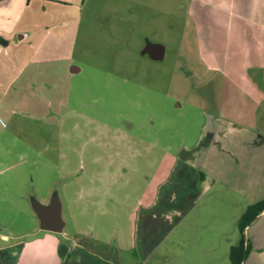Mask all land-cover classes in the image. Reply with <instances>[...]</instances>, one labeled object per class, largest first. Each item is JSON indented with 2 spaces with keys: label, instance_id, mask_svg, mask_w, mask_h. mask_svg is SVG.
I'll return each instance as SVG.
<instances>
[{
  "label": "rangeland",
  "instance_id": "1",
  "mask_svg": "<svg viewBox=\"0 0 264 264\" xmlns=\"http://www.w3.org/2000/svg\"><path fill=\"white\" fill-rule=\"evenodd\" d=\"M241 3L0 0V247L43 235L36 206L56 198V237L132 264L137 210L186 162L204 181L196 203L143 264H232L241 215L264 199V82L239 76L249 47L203 21L264 11Z\"/></svg>",
  "mask_w": 264,
  "mask_h": 264
},
{
  "label": "crops",
  "instance_id": "2",
  "mask_svg": "<svg viewBox=\"0 0 264 264\" xmlns=\"http://www.w3.org/2000/svg\"><path fill=\"white\" fill-rule=\"evenodd\" d=\"M241 2L238 0V5H241ZM235 4L237 2L231 3L233 6ZM218 7L219 5L216 6ZM223 8L224 6L219 7L221 11L219 18L223 20L222 26L217 21V17L211 19V16H204L203 22L205 25L209 23L210 28L206 29L207 34L224 35L223 46L228 48L234 46L237 52L242 45L249 47L248 51H244L246 60L244 59L241 63L242 72L239 76L246 80V83L254 84L261 92L260 86L264 82V75H260L264 68V46L262 47L264 45V11L262 8H256L248 13L249 16H245L243 8L239 14L231 15L223 13ZM207 18L210 21H207ZM245 20L252 22L253 25L249 27ZM25 37L20 35L21 39ZM209 41L213 46L217 44L216 40L209 39ZM252 55L256 58L252 59ZM206 56L211 61L214 60V56L217 58L218 54L209 53ZM260 56L262 61H259ZM247 69H249L248 72H246ZM198 172L189 163L176 162L167 180L156 189L154 198L139 207L136 214L138 218L134 253L140 257L132 264H143L149 253L151 254L156 246L180 225L184 214L196 203L197 189L204 183ZM238 190L243 194L247 193L246 189ZM250 206H247V209ZM245 231L248 233L246 242L249 250L242 264H264V210L260 211L243 229L244 235ZM42 232L44 233L41 236H35L31 240L14 245L12 248L15 250L11 253H8L9 247H0V264H125L122 262L119 251L111 245L105 248L95 247L87 239H75L74 242H68L56 237L58 233ZM61 249L64 250L63 254L60 252Z\"/></svg>",
  "mask_w": 264,
  "mask_h": 264
},
{
  "label": "water",
  "instance_id": "3",
  "mask_svg": "<svg viewBox=\"0 0 264 264\" xmlns=\"http://www.w3.org/2000/svg\"><path fill=\"white\" fill-rule=\"evenodd\" d=\"M164 53V47L149 42L145 43L141 51V55H148L150 59L155 61H162L164 59ZM74 69L76 68H71V71L75 72L77 70ZM35 210L41 231L62 233L64 222L61 218L60 203L56 198L52 199L45 206L37 205Z\"/></svg>",
  "mask_w": 264,
  "mask_h": 264
},
{
  "label": "trees",
  "instance_id": "4",
  "mask_svg": "<svg viewBox=\"0 0 264 264\" xmlns=\"http://www.w3.org/2000/svg\"><path fill=\"white\" fill-rule=\"evenodd\" d=\"M264 210V201H258L256 203H254L253 205H251L246 212L243 214V216L241 215V218L239 220V233H240V237L238 240L237 245L232 246L230 248V253H229V257H230V261L232 264H242L244 258L243 255H245V257L248 254V243L244 240L243 238V229L248 225V223L260 212ZM61 254L64 253V250L61 249Z\"/></svg>",
  "mask_w": 264,
  "mask_h": 264
},
{
  "label": "flooded vegetation",
  "instance_id": "5",
  "mask_svg": "<svg viewBox=\"0 0 264 264\" xmlns=\"http://www.w3.org/2000/svg\"><path fill=\"white\" fill-rule=\"evenodd\" d=\"M146 56H148V55H146ZM148 57H149V56H148ZM72 68H73V67H72ZM74 70H76V69H74ZM77 71H78V69H77L75 72H72V71H71V72H72V73H76Z\"/></svg>",
  "mask_w": 264,
  "mask_h": 264
}]
</instances>
